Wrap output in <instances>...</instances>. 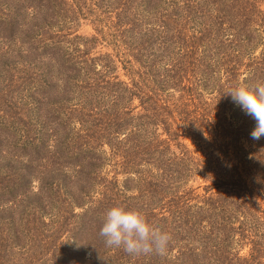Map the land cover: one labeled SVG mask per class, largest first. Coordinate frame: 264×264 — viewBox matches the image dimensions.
<instances>
[{
	"label": "trees",
	"instance_id": "16d2710c",
	"mask_svg": "<svg viewBox=\"0 0 264 264\" xmlns=\"http://www.w3.org/2000/svg\"><path fill=\"white\" fill-rule=\"evenodd\" d=\"M241 83H264V0H0V264H264ZM113 205L166 253L107 247Z\"/></svg>",
	"mask_w": 264,
	"mask_h": 264
},
{
	"label": "clouds",
	"instance_id": "9594fccd",
	"mask_svg": "<svg viewBox=\"0 0 264 264\" xmlns=\"http://www.w3.org/2000/svg\"><path fill=\"white\" fill-rule=\"evenodd\" d=\"M226 93L254 118L256 126L250 136L259 140L264 136V83L255 86L241 83ZM99 235L107 247L123 248L134 256L164 255L171 241L170 233L153 227L139 210L123 205H113L106 211Z\"/></svg>",
	"mask_w": 264,
	"mask_h": 264
},
{
	"label": "rangeland",
	"instance_id": "374dc122",
	"mask_svg": "<svg viewBox=\"0 0 264 264\" xmlns=\"http://www.w3.org/2000/svg\"><path fill=\"white\" fill-rule=\"evenodd\" d=\"M77 33L81 34V35L89 36V35H93L94 31H93L92 27H90L89 25H82V26L77 28ZM102 45H103V47L100 46V48H99V45H98L96 50H100L102 52H109V53H112V54L115 53L111 48H108V46L106 44H102ZM11 54L13 56V53H11ZM29 68H30V71H35L36 70L35 67H29ZM123 73H124L123 70H120L121 77L124 79L125 76H123ZM23 77H26V73L25 72H24V76Z\"/></svg>",
	"mask_w": 264,
	"mask_h": 264
}]
</instances>
